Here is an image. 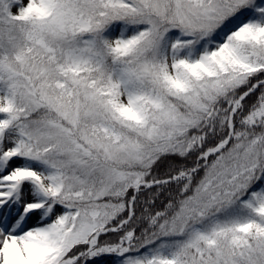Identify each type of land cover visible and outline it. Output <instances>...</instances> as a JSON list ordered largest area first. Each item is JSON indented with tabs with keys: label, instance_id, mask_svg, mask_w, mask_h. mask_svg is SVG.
Instances as JSON below:
<instances>
[{
	"label": "snow or ice",
	"instance_id": "obj_1",
	"mask_svg": "<svg viewBox=\"0 0 264 264\" xmlns=\"http://www.w3.org/2000/svg\"><path fill=\"white\" fill-rule=\"evenodd\" d=\"M0 264H264V0H0Z\"/></svg>",
	"mask_w": 264,
	"mask_h": 264
},
{
	"label": "rangeland",
	"instance_id": "obj_2",
	"mask_svg": "<svg viewBox=\"0 0 264 264\" xmlns=\"http://www.w3.org/2000/svg\"><path fill=\"white\" fill-rule=\"evenodd\" d=\"M25 2H26V0H25ZM14 11H15V9H13Z\"/></svg>",
	"mask_w": 264,
	"mask_h": 264
}]
</instances>
